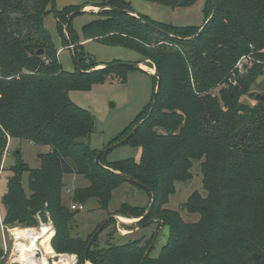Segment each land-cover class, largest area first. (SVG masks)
Returning <instances> with one entry per match:
<instances>
[{"label":"trees","instance_id":"trees-1","mask_svg":"<svg viewBox=\"0 0 264 264\" xmlns=\"http://www.w3.org/2000/svg\"><path fill=\"white\" fill-rule=\"evenodd\" d=\"M81 1L59 9L57 0H0V174L11 139L50 147L39 155L37 169L16 153L2 200L3 224L23 228L12 234L14 239L30 240L39 230L38 214L49 215L56 231L52 248L57 254L76 255L80 264L87 258L92 264H264V100L251 94L264 76V0H208L205 24L209 23L201 33V27H175L141 14L136 18L124 0ZM146 1L175 8L190 7L197 0ZM86 6L110 9L83 26L85 40L133 51L141 57L136 64L150 62L161 77L158 87V77L152 76L156 84L152 104L118 140V145L140 146V162L107 164L103 153L97 164L100 153L90 146L94 117L70 99V91H87L112 74L125 78L126 69L136 68L114 60L92 70L96 60L81 44L73 25L77 16L65 27L68 17ZM50 14L63 46H74L73 58L82 73L77 66L73 72L62 68L44 24ZM171 34L193 38L181 40ZM39 50L44 53L38 55ZM251 53L262 63L248 69L238 86L213 93ZM89 60L95 63L88 65ZM250 94L257 99L256 106L241 101ZM195 161L202 162L207 196L195 192L182 206L200 215L198 222L186 223L165 205L175 193V183L191 178ZM69 175L89 182L76 190L74 200L96 199L104 211L116 189L126 182L134 184L127 177L142 185L134 184L138 187L150 188L155 203L137 225L159 220L169 228L160 254L151 255L154 235L109 247L96 244V233L87 241L73 237L72 210L63 201ZM147 210L124 204L114 214L140 219ZM5 258L0 237V264Z\"/></svg>","mask_w":264,"mask_h":264},{"label":"rangeland","instance_id":"rangeland-1","mask_svg":"<svg viewBox=\"0 0 264 264\" xmlns=\"http://www.w3.org/2000/svg\"><path fill=\"white\" fill-rule=\"evenodd\" d=\"M134 1H136V6L138 5L137 8H140V10L146 13H148V10H145L144 6H153L149 5L150 3L146 0ZM76 2L78 5L83 3L81 0H57V7L71 5ZM207 2L208 0H197L196 3L190 7L175 8L154 5L157 9L153 11L149 8L150 14H148L156 20H161V23L175 27H201L199 29L201 33L206 21ZM87 7L88 6L83 7L80 10L86 11L87 13L78 15L74 21L77 18L78 23H80L79 21L88 19L94 21L99 19L98 15L101 11L110 9L107 7ZM129 14L138 18V14L135 12H129ZM73 25L75 27V24ZM45 27L51 33L54 43L58 46L56 20L53 14L45 17ZM171 36L181 40H190L193 38V36L182 38L181 36L174 34H171ZM103 48L104 49L102 50L96 49V47L93 48L94 50L92 51H94V54L96 55L95 60L97 66L92 70H99L103 68V66H101L102 64H99L98 60H104L105 56H108L103 52L108 50V47L104 46ZM124 51L126 52L125 55L119 56L120 58L115 59H121L122 61H127L126 59L133 60L134 57L139 59L135 52L126 49H124ZM130 55H132V57H130ZM60 57V63L65 71H75L76 64L74 63L75 61L72 51H65L61 53ZM136 62L129 61L127 63ZM93 63H95V61L90 62L89 60L88 65ZM149 64L147 65L152 68L153 71L156 70L155 66H153L150 62ZM255 64L256 63L250 65L249 70H251ZM125 74V78H121L117 74H112L103 82L95 83L91 89L87 91L69 92L71 101L77 106L88 111L94 117L95 128L94 133L90 138V146L91 148L96 149L99 153H104L110 149L104 155V162L107 164L109 162L112 163L126 159H134L135 161L140 162L142 157V148L140 146L129 144L118 145L120 142H118V140L122 137V134H124L137 121L138 117L146 110V108L152 104L154 93L156 91V84L154 78L152 77L153 74L148 73L142 68L126 69ZM225 87L227 86L222 83L219 87L214 89L213 93L219 94L220 90ZM251 92V94H262L264 96V76L259 78L257 84L252 87ZM251 94L241 97V101L243 103L250 104L251 106H256L258 101ZM49 150V146L35 145L27 140L11 139L9 141L7 151L5 152L3 159V171L0 174V237H3L4 234L7 239V244L10 246V250L5 258V264H21V262L17 261L19 252L16 249V240L13 238L12 234L23 230L21 227H16L15 229L11 228V232L6 229H2V221L5 216V208L2 200L8 191V179L11 175L9 170L16 162V153L20 152L22 159L32 169H37L41 165L39 155L47 153ZM190 173L191 178L189 180L178 181L175 183V193L169 197L165 208L178 212L183 221L186 223H196L200 220V215L191 213L182 206L188 202L190 196L195 192L200 193L203 197L207 196V192L204 189L203 184L202 162L195 161ZM22 183L27 191L28 173L23 174ZM88 185L89 182L83 176L69 175L65 177L63 201L67 208L72 209L71 207L77 204L84 205V210L79 211L70 223L71 235L73 237L78 236L85 238L87 241L90 240L91 236L96 233V244L99 247H109V245L123 244L128 241L142 238H145L144 240H150L154 235V249L152 250L151 255L152 257H157L160 254L161 248L167 243L169 238V228L167 226H163L159 220H155L147 226L137 225L138 222L135 221L133 223H122L119 219H116V217H120L121 215L114 214L124 204L139 208H149L151 199L148 191L132 183L126 182L113 192L109 208L107 211H104L99 209L98 201L96 199H91L86 202L74 200L76 190L85 188ZM114 215L117 216H115L114 220H110L111 216ZM48 224L52 223L48 222ZM131 224L134 225L132 226ZM128 225H131V227ZM40 226L41 224L39 222V225L36 228L40 229ZM52 227L54 228L53 224ZM40 243L43 242L41 241ZM40 251L43 254L42 250ZM50 254L49 258H53V260L56 261L59 260V258L55 257L57 253L53 252ZM58 255L71 256L72 254L64 253ZM77 263L80 264L79 258H77ZM87 263L88 262L85 264Z\"/></svg>","mask_w":264,"mask_h":264},{"label":"bare ground","instance_id":"bare-ground-1","mask_svg":"<svg viewBox=\"0 0 264 264\" xmlns=\"http://www.w3.org/2000/svg\"><path fill=\"white\" fill-rule=\"evenodd\" d=\"M142 68L146 70L149 69L147 65H142ZM152 73H154V71ZM119 218L124 222L131 223L135 221V220L132 221L126 220L125 218H123V216H120ZM54 233L55 230L52 227V224H46V225H41L39 231L32 237V239H30V241H26L23 239H15L16 240L15 246L19 252L18 255L19 257L17 261L21 262V264H31L30 258L35 257L37 255L36 251L42 250L43 256L40 259V263L37 262L35 264H52L49 263L48 260L51 259L49 258V255H51L50 253L55 252L50 246V241ZM41 241L43 243H40ZM55 257L59 258V260L58 261L55 260L53 264H74L76 258L74 256L58 255V254Z\"/></svg>","mask_w":264,"mask_h":264},{"label":"crops","instance_id":"crops-1","mask_svg":"<svg viewBox=\"0 0 264 264\" xmlns=\"http://www.w3.org/2000/svg\"><path fill=\"white\" fill-rule=\"evenodd\" d=\"M124 1H126V2H128V3H130L131 5H132V7H133V9H134V11H135V13L136 14H141V15H144V16H147V17H149L150 19H152V20H154V21H157V22H160L161 20H156V19H154V18H152V16L151 15H149L150 13H149V8L151 9V10H155V9H157V8H155V6L154 5H158V4H154V3H151V2H148V3H150L149 5H153V6H150V7H148V6H144V9L145 10H148V13H146V12H144V11H142V10H140V8L138 9L137 8V6H136V1H134V0H124ZM74 5H78L77 4V2L76 3H74ZM67 6V5H66ZM159 6H161V5H159ZM63 7H65V6H63ZM63 7H58L59 9H62ZM162 7H164V6H162ZM87 8H94L93 6H88ZM142 8V7H141ZM159 14V13H158ZM87 15V14H86ZM161 15H162V13H161ZM56 20V19H55ZM93 20H91V19H88V20H84V21H79L80 23H78V18L74 21V24H75V29H76V31L80 34V37H81V44L84 46V49H85V51L87 52V53H89L90 55H92V56H96L95 54H94V51H92V50H94L93 48H95L96 47V49H104L103 47L104 46H101V44H99V43H97V42H95V41H93V40H85L84 38H83V36H82V28H83V26L84 25H86V24H88V23H90V22H92ZM45 24V23H44ZM56 29H57V21H56ZM57 33H58V31H57ZM55 45H56V43H55ZM56 47L58 48V57H59V60L61 61V57H60V55H61V53H63V52H65V51H72V53H73V50L72 49H70V47H65V46H63V43H62V39H61V37L59 36V34H58V46L56 45ZM108 47V46H107ZM95 49V50H96ZM108 50H105V51H103L104 53H106L108 56H105V58H104V60H98V62L100 63V64H105V63H110V62H113L114 60H120V61H122L121 59H115V58H120L119 56H122V55H125V51H124V48H120V47H108L107 48ZM127 50V49H126ZM137 54V53H136ZM138 56L137 57H139V59H137V58H133V60L132 59H126L127 61H123V62H138V61H140L141 60V57H140V55L139 54H137ZM130 57H132V55H130ZM98 58V57H97ZM75 63V62H74ZM142 65H145V64H142ZM142 65H141V68H142ZM148 66V65H147ZM149 67V66H148ZM76 69V68H75ZM143 70H145V71H147L148 73H150V74H153V73H151V72H153V69L152 68H150L149 67V69H144V68H142ZM150 71V72H149ZM155 71V70H154ZM153 76V75H152ZM125 219H127V220H130V221H132V220H135V219H130V218H126V217H124ZM136 221V220H135ZM130 223V222H129ZM41 227V226H40ZM136 230V229H135ZM54 236H55V234H54ZM53 239V238H52ZM52 241V240H51ZM52 246V245H51ZM53 249V248H52ZM51 253H53V252H51ZM71 256H74L75 257V255H71Z\"/></svg>","mask_w":264,"mask_h":264},{"label":"water","instance_id":"water-1","mask_svg":"<svg viewBox=\"0 0 264 264\" xmlns=\"http://www.w3.org/2000/svg\"><path fill=\"white\" fill-rule=\"evenodd\" d=\"M83 13H87V12H86V11H77V12L71 14V15L68 17V19H67V22H66V24H65V27L68 26V23H69V21H70L72 18H74V17H76V16H78V15H81V14H83ZM208 23H209V21H207V23L203 26V28H202L201 31L204 30V28L206 27V25H207ZM70 48L74 50V46L71 45ZM43 53H44L43 50H39V51L37 52L38 55H42ZM142 64H144V63H141V64H136V63H122V65L129 66V67H136V68H141V65H142ZM76 66H77V68L79 69V72L82 73L83 71H82V69L79 68L78 62H76ZM153 76H157V77H158V80H159V82H158V87H159L161 77L159 76V74H157L156 70L154 71ZM158 87H157V89H158ZM257 99H258V100H264V96H263L262 94H257ZM136 129H137V127H136V128L134 129V131L129 135V137H131V135H133V133L136 131ZM109 150H110V149H108L107 151H109ZM107 151H106V152H107ZM106 152H104V153H106ZM102 154H103V153H100V154L96 157V163L99 164V165H101L100 159H101ZM127 178H128L131 182H133L134 184H137V185H139V186H142L138 181L133 180V179H131V178H129V177H127ZM143 188H144L145 190L150 191V192L152 193V201H151V204H150L148 210L146 211V214L144 215V217H142L140 220H136L135 222H139V221H141L142 219H145V218L148 216V214L150 213L151 208L153 207V205H154V203H155V200H156L155 194L152 192V190H151L150 188H148V187H146V186H143ZM78 212H79V211H74V212H72V213H71V216L74 217ZM113 218H115V216H114ZM38 219H39V222H40L41 225H46V224H48V219H47V217H46V215H45L44 213H42V212L39 213V214H38ZM116 219H119V220H120L119 217H116ZM120 221H121L122 223H124V221H122V220H120ZM131 223H133V222H131ZM96 236H97V234L95 235V237H96ZM92 243H93V240L91 241V243L89 244L88 247H90ZM254 257H255L256 259L259 258V256H258L257 254H256ZM40 259H41L40 254H37L35 257H31V258H30V263H31V264H35V263H37V262L40 263ZM86 262H89V263H90V261L88 260V258L86 259Z\"/></svg>","mask_w":264,"mask_h":264},{"label":"built area","instance_id":"built-area-1","mask_svg":"<svg viewBox=\"0 0 264 264\" xmlns=\"http://www.w3.org/2000/svg\"><path fill=\"white\" fill-rule=\"evenodd\" d=\"M254 54L251 53L249 55L243 56L236 64V66L234 67V69L231 71V74L228 76L227 80L224 82L225 86L227 87H236L239 85V81L241 80L240 78L247 72V70L249 69V66L252 65L253 63H258L261 64L262 62L256 60L253 56ZM10 140V139H9ZM72 211H81L84 210V205L82 204H77V205H73L71 207ZM48 219V222L52 223L51 219L49 218V215L46 216ZM38 218V216H37ZM39 220V219H38ZM2 229H6L7 231L11 232V228H8L7 226H5L2 222ZM2 242H3V247H4V252L5 255L8 254L9 250H10V246H8L7 244V239L5 238L4 234L2 237ZM36 253L40 254L41 258L43 256V254L41 253V251H36ZM32 256V255H31ZM69 256V255H68ZM75 263L77 264V256H75ZM55 260H53V258L49 259L48 262L50 263H54Z\"/></svg>","mask_w":264,"mask_h":264}]
</instances>
